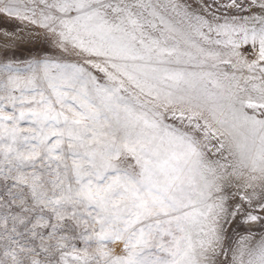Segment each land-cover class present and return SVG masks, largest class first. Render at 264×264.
<instances>
[{"label": "snow or ice", "instance_id": "snow-or-ice-1", "mask_svg": "<svg viewBox=\"0 0 264 264\" xmlns=\"http://www.w3.org/2000/svg\"><path fill=\"white\" fill-rule=\"evenodd\" d=\"M0 264H264V0H0Z\"/></svg>", "mask_w": 264, "mask_h": 264}]
</instances>
